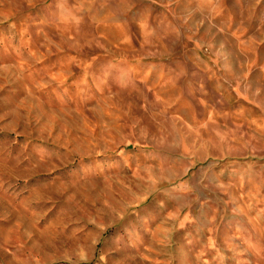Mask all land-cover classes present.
I'll return each mask as SVG.
<instances>
[{
	"label": "rangeland",
	"instance_id": "rangeland-1",
	"mask_svg": "<svg viewBox=\"0 0 264 264\" xmlns=\"http://www.w3.org/2000/svg\"><path fill=\"white\" fill-rule=\"evenodd\" d=\"M0 264H264V0H0Z\"/></svg>",
	"mask_w": 264,
	"mask_h": 264
}]
</instances>
